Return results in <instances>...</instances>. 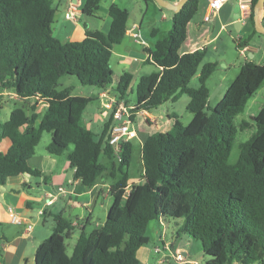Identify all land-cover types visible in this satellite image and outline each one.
Wrapping results in <instances>:
<instances>
[{"label": "trees", "instance_id": "1", "mask_svg": "<svg viewBox=\"0 0 264 264\" xmlns=\"http://www.w3.org/2000/svg\"><path fill=\"white\" fill-rule=\"evenodd\" d=\"M100 1L84 0L81 14L95 15ZM256 1L252 0L247 19L251 35L258 34L252 12ZM199 2L188 0L173 13L166 37L147 50L145 62L158 70L139 77L131 109L133 121L136 113L185 95L192 119L183 125L173 115L168 131L144 140L141 179L130 185L134 143H122L117 155L109 144L115 107L96 136L82 116L97 98L74 95L72 87L59 86L65 75L98 91L115 82L117 103L129 107L125 96L133 76L128 71L117 75L110 66L113 46L126 35L129 12L111 4L106 33L85 29L82 40L61 42L52 35L56 13L52 0H0V113L4 93L34 101L31 114L14 107L0 122V146L3 141L9 144L0 148V189L22 173L41 176L28 161L43 132L51 134L46 146L50 155L61 156L72 147L66 158L74 169L73 179L82 186L110 180L112 204L103 225L89 233L83 229L68 255L65 238L73 230L72 220L50 214L52 232L37 246L33 264H140L137 251L149 243L148 224L167 218L182 220L177 233L198 240L208 264H264V104L253 118L255 133L239 144L237 161L228 163L237 133L250 127L246 121L235 124L234 119L264 82V64L244 62L208 113L206 82L216 63L201 65L206 48L181 52ZM251 35L236 47L245 48ZM195 76L199 85L192 87ZM40 102L46 104L41 114L36 111Z\"/></svg>", "mask_w": 264, "mask_h": 264}, {"label": "crops", "instance_id": "2", "mask_svg": "<svg viewBox=\"0 0 264 264\" xmlns=\"http://www.w3.org/2000/svg\"><path fill=\"white\" fill-rule=\"evenodd\" d=\"M52 1L53 6L56 9L54 21L51 26L52 35L61 42L82 40L84 38L86 28H79L78 22L81 19L80 16V19L76 21L65 18V12L67 11L68 7L71 3H75L76 0ZM77 1L79 2L78 10L81 11L80 5L82 2H84V0ZM167 1L177 3L179 0ZM208 1L209 0H200L199 5L201 6L202 10V20L199 22L191 20L189 22L187 26V38L181 48L182 53L192 52L210 46L220 39L221 35L227 31L230 25H233V9L237 3V0H230L229 2L225 3L213 15L212 20L209 21L208 27H203L204 16L208 11ZM155 3V1L146 3L144 0H138V10L142 12L143 7L146 10L149 8L150 4L151 9L154 12L158 11ZM111 4L115 3L112 2ZM161 13L162 21L167 22L169 20V15H171L172 22L173 12H171V14H166L164 12ZM249 14L250 10L239 11L240 20L242 23L240 29L237 31H240L244 26L247 25ZM143 18L144 15H141L139 20L128 23L127 32L123 41L118 45H114L112 48L110 66L111 61L114 60L115 67L111 68L117 75H120L124 71H128L134 78V72L136 70L137 73L141 72L143 69L141 65L146 63L145 61L148 58L147 50L152 49L155 42L157 41L151 42L146 35H143L141 30ZM98 26L100 29H95L94 25L91 29L106 33L110 26V17L107 16L103 24ZM133 26L139 28L145 45H141L140 42L136 41L129 34L128 30ZM156 31L157 30L151 28L149 34L154 36ZM240 41H243V39H239L237 43ZM245 48H247L249 54H252L248 46ZM157 70L158 67L154 65V68H149L148 71L144 70L142 72H144L143 75H148L156 72ZM65 87H72V85L64 86L62 88ZM114 87L115 84L113 83L105 91H98L94 89V96L99 101L102 109L98 110L97 112H92L88 117L87 122L89 127L93 126L94 122L100 124V133L103 124L109 119L112 109L114 107L116 109L117 105L119 104L117 103L118 96L113 90ZM72 94H74L73 91ZM3 96H9V98L18 99L12 93H4ZM102 103L104 104L102 105ZM129 106L133 107L134 105ZM260 108L261 107H259L258 110ZM103 112H107L108 114V117L105 120L100 119L98 115ZM144 113L150 117L149 112L143 111V114ZM167 116L168 118L171 117L169 113H167ZM254 116L255 115H252L253 118ZM115 123L116 120L114 121V124ZM149 123L151 124V122ZM144 140L139 134H137L136 139L132 140V142L135 144V146L137 145L138 148L140 171L138 179L135 178L129 180L130 185L137 183L141 179V148ZM8 145L9 144L7 141H3L0 148L5 150ZM55 157L59 156L50 155L46 149L44 153L40 154H37L35 151L34 156L29 159L28 164L32 169L37 170L41 176L34 177L29 174L22 173L8 179L6 185L0 189V264H33L34 254L37 246L41 243V241L45 240L47 238L46 236L49 234V230L47 231V228L45 230V226L39 227L38 224L41 220L44 222L45 219L51 217L50 214L61 213L64 217L72 220L73 229L77 228L82 231L83 229L85 230V225H89L90 219L98 206V213L102 214L104 219L100 221L98 225L96 224V228L102 226L105 222L110 208L107 201L110 180L108 178H103L96 185L86 188L82 186L79 181L73 179L74 169L71 168L69 161L60 157ZM59 187L63 189V192L58 191ZM128 190L129 188L127 191ZM34 209L36 210L34 211ZM12 215H17L20 218V223L12 222ZM166 221V219L158 220L156 221L157 224L154 226L156 240L160 239L161 242H163V234L167 223ZM29 224H32V231L27 233L26 228ZM146 235L149 238V242L150 239H154L151 238L150 235ZM155 248L156 247H154V249ZM154 249L148 244L138 249L137 258L140 264H151V262L154 264H160L164 259H169L171 255L175 256L176 254V252H173L171 246L167 243L164 244L160 250V252L162 251L163 254L167 255L165 257L160 255V252H154ZM181 254L183 257H186V253L182 252Z\"/></svg>", "mask_w": 264, "mask_h": 264}, {"label": "rangeland", "instance_id": "3", "mask_svg": "<svg viewBox=\"0 0 264 264\" xmlns=\"http://www.w3.org/2000/svg\"><path fill=\"white\" fill-rule=\"evenodd\" d=\"M138 0H101L100 1V7L99 10L96 12L95 15L87 16V15H80V20L78 22L79 28L84 27L87 30H92L91 28L93 25L95 26V29L98 28V25H102L104 20L108 16V8L110 4L113 2L120 8L126 9L129 13V21L128 23H131V21L139 20L141 15H144V18L142 20L141 30L143 35H146L149 38V41L155 42L158 39H162L163 37H166L167 32L171 29V15H169V20L167 22L161 20L162 13L164 12L166 14H171V11L160 8L156 3L157 10L153 11L151 9V6L149 4V8L145 10L143 7L142 12H140L137 5ZM167 1V0H166ZM202 3V2H201ZM202 20V10L201 6L199 5L198 11L193 17L192 21L199 22ZM203 27H208L209 22H203ZM92 25V26H90ZM73 26V25H72ZM151 28L157 30L156 34L154 36H151L149 34V31ZM252 27L249 25V23L244 26L240 31H237L233 25H230L228 27L227 31L223 33L219 40H217L215 43L211 44L210 46L206 47V56L202 62L201 65L207 62L216 63V68L210 78L207 80L206 85L210 90V96L207 103L206 111L209 113L210 110L215 107L219 99L224 95L226 89L229 87V85L235 80L239 69L241 65L246 61H253L258 64H264V36L261 34H252ZM251 35L250 40L248 41V48L251 50V53L253 54V57L250 58L249 52L246 53L245 56L241 54L242 48L236 47V42L239 41V39L245 40L248 35ZM142 71H148L149 68H154V65L152 64H142ZM111 67H115L114 60L111 61ZM137 71V70H136ZM134 72V78L130 84V91H128L127 95L125 96L126 101L129 105H134L136 103V85L139 77L143 76L144 72ZM146 75V74H145ZM115 84V82H114ZM72 85V90L74 94L83 96V97H93L94 96V89L90 86H82L79 84L77 78L75 76H69L65 75L59 79V86H69ZM190 85L192 87H197L198 81L197 77L195 76L191 82ZM189 99L187 96L183 95L180 97V99L176 102H166L162 104L161 106L157 107L156 109H153L149 112L151 119V124L147 122L146 116L143 114V112H138L134 115L133 118V128L136 131L137 134L140 135V137L144 140L148 135L157 133V132H166L168 131L173 124V115L175 114L180 122L183 125H187L191 119L192 115L186 110V106ZM2 110L0 113V122H5L13 108H21L23 109L27 114H31V106L34 104L33 99H16V98H9V96H3L2 97ZM104 103H102L103 105ZM264 104V82L262 83L259 90L256 92V94L249 99L248 105L245 108L244 112L238 115L234 119V123L238 124L241 121H246L249 123L250 127L245 129L244 131H239L235 137L232 150L230 153V156L228 158L229 164H234L240 153L239 144L246 141L255 133V125L253 121L252 115H256L259 107H262ZM39 105V106H38ZM36 105V111L41 114L44 107L42 106V103H38ZM102 107L100 106L99 101L96 99L92 101L90 104H88L86 110L83 113V120L86 124V127H88L96 136L100 134V124L95 123L93 126L89 127L87 119L91 115L92 112H97L98 110H101ZM105 110V109H104ZM103 110V111H104ZM167 113L171 115V117L168 118ZM100 119H107L108 114L107 112H103L98 114ZM51 141V134L47 132L42 133V138L38 146L36 147V153H44L46 146ZM135 145V144H134ZM71 146H69L68 150L61 156H59L62 159L67 160L66 154L71 150ZM55 157V158H59ZM139 157H138V148L137 145L134 148L133 151V158L131 166L129 167V177L130 179H135L139 177ZM107 201L109 203V206L112 204V197L111 195H108ZM97 208H99L97 206ZM97 208L95 209V213L92 215L89 225H85V232L89 233L91 230L96 228V224L98 225L100 221H102L104 216L100 213H98ZM36 209H34L35 211ZM50 218V219H49ZM42 222V220L39 222L38 226L42 227L45 226V230L47 228V231L49 230L48 236L52 232L53 226V220L51 217H49ZM166 228L163 234V242L159 240H156L155 234H154V226L157 224L156 221H152L148 224L146 234L150 235L151 238L148 245L150 247H156L159 248V250L162 249L164 244H168L171 246V249L173 252H176L180 255L184 252L186 253L185 259L188 262H197L198 264H208L209 257L205 255L202 252L201 244L198 240L192 239L191 237H188L187 235H184L182 233H177V229L182 223L181 219H172L167 218L166 219ZM44 230V229H43ZM80 229L74 228L71 232L70 237L65 238V244H66V251L68 255H71L72 248L75 244V241L77 237L80 234ZM178 234V235H177ZM47 235V234H46ZM46 236V237H48ZM163 243V244H162ZM155 252V251H154ZM160 255H163V257L167 256L163 254V252H160ZM164 259V258H163ZM151 264H154L151 262ZM160 264H189V263H182L178 261L175 256L171 255L169 259H164L162 263Z\"/></svg>", "mask_w": 264, "mask_h": 264}, {"label": "built area", "instance_id": "4", "mask_svg": "<svg viewBox=\"0 0 264 264\" xmlns=\"http://www.w3.org/2000/svg\"><path fill=\"white\" fill-rule=\"evenodd\" d=\"M230 0H209L208 1V11L207 14L204 16V22H209L212 20L213 15L227 2ZM237 4L239 5L240 11H247L251 9L252 0H237ZM79 8V2L76 0L75 3H71L68 7L67 11L65 12V18L69 20H78L80 16V12L78 10ZM262 23L264 25V16L262 18ZM127 32V31H126ZM129 34L138 42H140L141 45H145L144 40L141 37L139 28L136 26H133L128 30ZM248 52L247 48H243L241 51V54L243 56L246 55ZM44 106L43 102H41ZM131 109L133 107L126 106L122 102L119 103L115 109L113 118L116 120V123L111 127L109 132V144L113 148V152L115 155L119 154L121 144L124 142L132 141L137 138V133L133 128V122L131 120ZM143 112V111H142ZM147 122H152L151 119L146 113H144ZM59 192H63V189L61 187L58 188ZM12 222L14 223H20V218L17 215H12ZM32 231V224H29L26 228V232L29 233ZM154 251L156 253H159V248H155ZM175 258L182 262V263H189V264H198L197 262H188L185 257L182 255L176 253Z\"/></svg>", "mask_w": 264, "mask_h": 264}, {"label": "water", "instance_id": "5", "mask_svg": "<svg viewBox=\"0 0 264 264\" xmlns=\"http://www.w3.org/2000/svg\"><path fill=\"white\" fill-rule=\"evenodd\" d=\"M156 4L162 8L169 10L173 13H177L181 10L183 5L188 1V0H179L177 3H172L166 0H154ZM239 5L236 3L233 9V19L234 23L233 26L236 30H239L241 27L242 21L240 20V15H239ZM253 23H254V29L258 34H261L264 36V25L262 23V18L264 16V0H257L253 9ZM250 58H252V54H249Z\"/></svg>", "mask_w": 264, "mask_h": 264}]
</instances>
